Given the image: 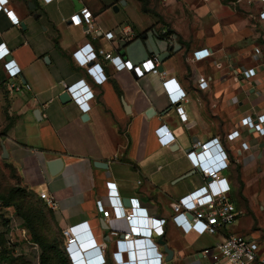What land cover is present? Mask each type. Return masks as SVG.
I'll use <instances>...</instances> for the list:
<instances>
[{"label":"crops","instance_id":"1","mask_svg":"<svg viewBox=\"0 0 264 264\" xmlns=\"http://www.w3.org/2000/svg\"><path fill=\"white\" fill-rule=\"evenodd\" d=\"M184 1H178L181 7ZM192 1L196 12L164 13L173 24L163 26L147 0H8L19 24L0 12V43L10 48L6 59H15L21 69L9 77L0 60V157L14 165L22 185L55 197L51 215L60 235L71 227L81 251L100 246L105 264H121L127 254L128 223L108 193L109 181L126 208L136 198L149 216L167 219L165 233L152 237L163 264L170 262L160 238L173 250V264H208L203 251L231 233L259 238L264 250V136L240 123L249 113H264V31L252 37L249 20L236 18L219 0ZM129 5L140 15L127 13ZM93 20L101 34L88 29ZM107 31L112 38L105 37ZM88 42L140 65L145 76L117 70L100 55L108 78L95 83L72 55ZM256 45L263 48L261 56L254 53ZM202 48L211 55L195 60L193 51ZM153 54L161 59L160 75L144 65ZM252 66L256 75L244 77L242 70ZM200 76L208 80L206 89L198 85ZM79 79L95 94L84 111L59 98L65 84ZM161 125L173 135L169 145L159 141ZM237 129L239 137L230 140L228 134ZM214 137L223 146L228 166L221 175L239 215L217 233L204 221L185 233L172 220V203L206 180L187 151ZM58 157L64 166L52 175L48 162ZM99 205L110 209L109 217Z\"/></svg>","mask_w":264,"mask_h":264},{"label":"built area","instance_id":"2","mask_svg":"<svg viewBox=\"0 0 264 264\" xmlns=\"http://www.w3.org/2000/svg\"><path fill=\"white\" fill-rule=\"evenodd\" d=\"M51 1V0H45ZM250 5L255 11V18L264 31V0H240ZM4 11L11 18L13 23L19 24L20 18L14 10L9 7L8 0L0 3V12ZM80 12L86 14L87 7H83ZM89 30H95L101 34L96 23L90 21L87 24ZM105 37L112 38L113 31L105 32ZM262 46L256 45L255 55L261 56ZM0 60H3L4 67L9 77H16L21 69L15 59H6L10 54L4 42L0 43ZM209 48H202L193 51L195 60H202L211 55ZM73 58L76 63L83 66L95 83H104L108 76L104 67L99 62L100 55H104L117 70L128 69L134 71L137 77H143L146 71L138 64L129 59H123L120 55H113L103 49H95L91 43H85L73 51ZM147 72L155 74L163 73L162 62L157 54H153L144 60ZM257 73L256 67H246L242 74L246 78L254 77ZM198 85L206 89L209 85L204 76L199 77ZM70 92L72 100L75 101L81 110L90 108V102L95 97L94 91L85 79H79L70 84H65ZM176 111L182 120L187 119L185 109L181 104L176 105ZM240 123L248 127L259 135L264 136V113H249L243 116ZM159 141L163 145H169L173 135L166 125H161L156 129ZM240 131L234 130L228 134L230 140L239 137ZM247 147V146H246ZM245 147V148H246ZM187 156L191 163L199 167L205 177V182L200 187L180 196L172 203L174 214L172 220L185 233L190 232L194 225L205 222V227L210 233H217L220 228L233 223L239 215L235 204L229 199L228 193L230 185L226 177L222 176V171L228 166L223 154V146L218 137L207 141H196L187 151ZM109 195L112 197L114 206L118 209L120 216L124 217L128 223V231L123 233L127 249L126 258L121 264H163V254L158 251L156 244L152 242L149 235H163L166 218L149 216L144 207L139 206L138 199L133 198L131 208L122 205L117 194L116 183L107 182ZM40 198L50 208L57 206V200L47 192H41ZM105 217L110 216V209L99 205ZM191 215V216H190ZM118 235V231H113ZM143 234V235H141ZM62 235L65 238V251L68 254L71 264H84L83 252L89 264H105V257L100 246L92 247L81 251L77 244V237L71 227L64 228ZM205 256H209L208 264H264V250L261 247V240L251 235L231 233L216 243L213 247H208L203 251Z\"/></svg>","mask_w":264,"mask_h":264},{"label":"rangeland","instance_id":"3","mask_svg":"<svg viewBox=\"0 0 264 264\" xmlns=\"http://www.w3.org/2000/svg\"><path fill=\"white\" fill-rule=\"evenodd\" d=\"M149 11L156 16L160 25L163 23L172 25L173 22L166 20L165 14L170 11L172 13H193L195 6L189 5L191 0H185L183 7L179 4L180 0H147ZM226 4L230 11L236 18H247L250 27L253 28V35L255 37L261 31V25L255 18L254 10L245 5L240 0H219ZM126 10L121 11L124 14ZM127 13L131 15H140L139 11L134 5H129ZM165 13V14H164ZM169 19V18H168ZM255 58V57H253ZM256 60V58H255ZM251 62H255L251 60ZM13 170L11 166H5V160L0 157V193H7L11 186L16 185V181L11 178ZM12 202L26 204L30 206L31 197L29 195L20 196L16 194ZM9 221L5 224V221ZM25 228V229H24ZM55 230V228L53 227ZM64 250V248H63ZM40 257V248L32 242L31 234L25 227L24 221L21 217L16 215L14 205L0 204V264H38Z\"/></svg>","mask_w":264,"mask_h":264},{"label":"trees","instance_id":"4","mask_svg":"<svg viewBox=\"0 0 264 264\" xmlns=\"http://www.w3.org/2000/svg\"><path fill=\"white\" fill-rule=\"evenodd\" d=\"M7 165L13 170L11 178L16 181V185L11 186L7 193H0V204L14 205L16 215L23 219L25 227L31 234L32 242L40 248L38 264H71L65 251L63 235H60L58 229H53L52 209L32 189L22 185L13 164L5 161V166ZM16 194L29 195L31 197L30 206L12 202ZM8 222V220L5 221V224Z\"/></svg>","mask_w":264,"mask_h":264},{"label":"water","instance_id":"5","mask_svg":"<svg viewBox=\"0 0 264 264\" xmlns=\"http://www.w3.org/2000/svg\"><path fill=\"white\" fill-rule=\"evenodd\" d=\"M122 3H125V0H122ZM114 8L117 9L118 7L115 6ZM22 25L24 26V23H22ZM47 58L48 57L45 56L46 60H47ZM161 68H163V66ZM59 98L62 102H68V101L72 100V96H71L70 92L68 91V89H64L60 93ZM38 112H39V110H38ZM35 114L37 116V112ZM4 152L5 153L7 152V149L5 147H4ZM3 157H7L6 154ZM95 165L101 166V167H106V163L100 162V161H96ZM63 166H64V162H63V159L61 157L55 158V159L48 162V167H49L50 173L52 175H56L57 173H59L63 169ZM124 202H126V200H124ZM159 242H161L163 245H165V252L167 253V255L165 256L166 262H170L169 264H173V263H171V260L173 257V250L169 246L166 245V241L164 239L160 238ZM81 256L85 257V254L82 252ZM85 259L86 258H84V260Z\"/></svg>","mask_w":264,"mask_h":264},{"label":"clouds","instance_id":"6","mask_svg":"<svg viewBox=\"0 0 264 264\" xmlns=\"http://www.w3.org/2000/svg\"><path fill=\"white\" fill-rule=\"evenodd\" d=\"M152 237H153V235L150 234V235H149V238L152 240V242H154L153 239H152Z\"/></svg>","mask_w":264,"mask_h":264},{"label":"snow or ice","instance_id":"7","mask_svg":"<svg viewBox=\"0 0 264 264\" xmlns=\"http://www.w3.org/2000/svg\"><path fill=\"white\" fill-rule=\"evenodd\" d=\"M4 2V0H0V3H3ZM3 53H0V55H2Z\"/></svg>","mask_w":264,"mask_h":264}]
</instances>
